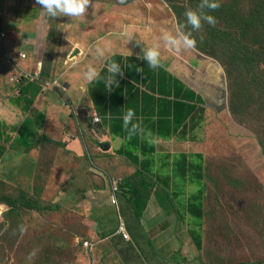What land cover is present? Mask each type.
<instances>
[{"label":"rangeland","instance_id":"rangeland-1","mask_svg":"<svg viewBox=\"0 0 264 264\" xmlns=\"http://www.w3.org/2000/svg\"><path fill=\"white\" fill-rule=\"evenodd\" d=\"M21 1L26 3L30 16L37 15L40 25L47 23L50 30L59 32L63 31L64 24L60 26V23L64 21L71 34L76 31V23L82 22L84 29L89 26L90 34L95 31L94 27L97 28L93 43L109 36L116 49L126 48L120 36L124 21L134 23L131 47L140 53L153 43L160 45L161 52L169 50L161 36L164 31L174 33L179 24L181 31L192 33L196 46L189 50L195 56L206 55L221 66L226 98L223 100L222 96L223 107L214 110L215 119L224 130L213 128L211 147L207 150L203 223L201 225L200 219L193 214L189 222H183V228L195 230L197 245L194 250L188 241L185 259H188L187 264H264V0H219L218 9L202 10L213 15L216 23L209 25L202 21L199 30L186 24L184 13L188 9L199 11L200 0H91L86 16L72 20L66 16L50 18L42 10L31 12L29 9L36 0ZM94 20L96 24L91 23ZM156 23L163 25V32ZM59 46L52 50L59 51ZM22 52L26 53L21 50L20 54ZM50 54V59L44 58L42 69L46 73L44 76L51 78L52 86L62 87V81L74 83V75L78 72L75 65L71 71H64V80L60 82L55 78H58L62 61L57 55L54 61ZM4 64L8 66L5 60ZM2 79L0 264H123L109 243L97 239L100 242L95 244L94 252L83 245L85 241L92 242L91 226H88L91 214L107 219L111 228L116 227L119 215L125 217L123 210L117 212L110 205L93 210L99 201L97 204L83 202L82 196L92 191L94 185L98 186L101 173L87 154H76L58 136L49 137L50 133L43 128L44 121L36 126L29 125L35 137L24 151L26 147L19 146L14 138L35 112L30 108L23 110L26 106L23 102L18 105L12 102L19 97L16 89L20 82L9 79L7 84L13 85V89L2 92L6 81ZM7 151L11 153L5 155ZM196 177L199 180L200 175ZM195 186L198 187L196 182ZM189 191L192 196L184 209L188 211L192 204L190 210L193 208L198 214L203 192L201 189ZM25 201L45 210L27 208L23 205ZM177 212L182 215L183 209ZM130 224L135 227L133 219ZM202 226L205 232L199 238ZM133 230L139 236L138 230ZM111 231L107 230L105 235ZM204 239L205 248L201 252ZM121 248L127 250L125 245ZM144 248L135 249L130 257L141 260L142 264L151 260L157 261L156 264L167 261L161 250L152 255L146 251L149 248ZM119 251L122 253L120 248Z\"/></svg>","mask_w":264,"mask_h":264},{"label":"crops","instance_id":"crops-1","mask_svg":"<svg viewBox=\"0 0 264 264\" xmlns=\"http://www.w3.org/2000/svg\"><path fill=\"white\" fill-rule=\"evenodd\" d=\"M39 7L35 3L29 10L39 12ZM26 9V3L21 0H0V29L7 32L5 43L14 61L11 62L4 52L0 53V78L6 79L2 92L13 89L7 82L20 71L29 74L43 71L41 91L30 106L35 112L31 119L35 120L41 112L45 114L41 122L44 121L43 128L50 133L49 137L58 136L78 155L87 154L101 173L98 186L94 185L92 191L82 196L83 202L97 204L99 201L93 210L110 205L117 212L123 210L125 213V217L119 215L113 228L104 217L91 214L88 217L91 241L96 245L99 240L109 243L123 264H142L141 260L130 256L135 249L144 250V246L152 255L161 250L167 259L164 264H187L184 252L189 248L188 241L197 250L196 234L195 230L183 228V222H189L193 214L200 219L201 225L203 223L207 150L211 147L213 128L224 130L215 119L214 111L223 107L222 96L223 100L226 98L221 66L201 53L195 56L189 49L179 52L165 49L161 52L162 66L153 69L147 61L138 58V54L142 57L143 53L132 48L131 41L125 43V49H116L109 36L93 43L97 28L94 27L95 31L90 34L89 26L84 29L82 22L76 23V31L70 34L62 21L63 31L56 32L50 30L47 23L40 25L37 15L30 16ZM91 23L96 24V21ZM156 24L163 32V25ZM124 26L133 32L132 21H124ZM58 45L59 51H56ZM97 46L106 48L104 57L98 55ZM52 48H56L55 51ZM128 49L132 50L131 55ZM21 50L26 52V58L20 57ZM75 50L78 52L72 56ZM49 54L53 60L57 55L62 61L58 78H55L58 81L64 80V71H71L75 65L78 72L74 75V83L61 80L62 87H46L51 78L44 76L42 67L44 58L50 59ZM111 59L121 65L124 73L123 77L117 75L118 87L113 85L109 92L103 81L90 84L84 80L83 72L88 66L97 67L101 76L108 75L106 64ZM17 90L20 92V84ZM129 109L133 110L134 117L125 126L123 116ZM6 110L11 113L10 109ZM101 142L106 144L105 148L100 147ZM10 153L7 151L5 155ZM189 189L203 192L198 214L193 208L190 210L192 204L187 208L190 212L184 209L192 196ZM113 193L117 206L111 202ZM181 209L182 215L177 212ZM130 218L135 227L130 224ZM120 222L124 224L128 239L117 232ZM203 226L199 238L205 232ZM133 228L138 230L139 236ZM107 230L112 231L106 236ZM122 245L127 246V250L122 249ZM94 248L95 245L91 249ZM204 248L205 239L200 251L204 252ZM156 263L151 260L147 264Z\"/></svg>","mask_w":264,"mask_h":264},{"label":"clouds","instance_id":"clouds-1","mask_svg":"<svg viewBox=\"0 0 264 264\" xmlns=\"http://www.w3.org/2000/svg\"><path fill=\"white\" fill-rule=\"evenodd\" d=\"M36 4L39 5L42 12L50 18H57L66 16L72 19H79L85 17L87 10L91 4V0H36ZM93 6V5H92ZM220 7L219 0H200L197 10L188 9L185 11L184 16L186 17V24L190 25L192 29L199 30L202 26V21L207 22L209 25H214L216 19L213 15L208 14L203 9L215 10ZM182 25H178L176 31H164L161 39L165 46L171 50L179 52L182 49H192L196 46V40L192 37L191 32H183L180 30ZM134 33L129 30L127 26L123 27L120 36L125 40V43L131 41ZM106 48L97 46L96 51L100 57H104ZM128 54H132V50L128 49ZM143 60L148 62V66L157 69L162 66L161 61V47L158 43H153L143 49L142 57ZM108 75L101 76L100 70L97 67L88 66L87 70L83 72L84 80L87 83H95L103 81L107 91L113 90L119 86V80L117 75L123 77L124 73L121 71V65L115 60H109L106 64ZM131 67V65H129ZM134 112L129 109L123 116L124 125L127 126L133 119ZM32 254H29L31 259Z\"/></svg>","mask_w":264,"mask_h":264},{"label":"trees","instance_id":"trees-1","mask_svg":"<svg viewBox=\"0 0 264 264\" xmlns=\"http://www.w3.org/2000/svg\"><path fill=\"white\" fill-rule=\"evenodd\" d=\"M41 82L39 80H21L20 81V94L16 101H13L14 104L18 105L20 102H23L26 104V106H23V110L25 111L30 108L32 101L35 99L37 94L41 91ZM44 119L43 114H38L35 120H27L25 123V127H22L18 129V133L15 136L14 140L18 142L19 146L26 147L24 151H27V147H30V141H33L35 137V133H33L29 127L33 125H36L38 122H41ZM3 126V124L0 123V127ZM2 136V133H0V138ZM4 151L2 152L3 155ZM23 205L27 208H36L38 210H45L44 207H41L39 205H32L31 202L25 201L23 202Z\"/></svg>","mask_w":264,"mask_h":264},{"label":"built area","instance_id":"built-area-1","mask_svg":"<svg viewBox=\"0 0 264 264\" xmlns=\"http://www.w3.org/2000/svg\"><path fill=\"white\" fill-rule=\"evenodd\" d=\"M6 37H7V32L5 30L0 29V53L4 52L6 54V56L8 57V59L10 61L12 59V61H13V56L10 53V51L7 49V46L5 43ZM20 57L26 58V53L22 52L20 54ZM40 66H42V64H39V67ZM23 78H25L26 80H30V81L42 80L41 71L38 73H35V74H29V73L20 71V73L17 75V77L11 78V81L17 80L18 82H20L21 80H23ZM46 83H47L46 87L52 86V84L50 82H46ZM94 121H99V118H94ZM111 202H112V204L117 206V199H116V196L114 195V193L111 197ZM117 232L119 234H122L124 239L129 238L128 234L125 232V227H124V224L122 222L119 223V227H118ZM95 244H96L95 242H89V241H85L83 243V245L87 248H93Z\"/></svg>","mask_w":264,"mask_h":264},{"label":"water","instance_id":"water-1","mask_svg":"<svg viewBox=\"0 0 264 264\" xmlns=\"http://www.w3.org/2000/svg\"><path fill=\"white\" fill-rule=\"evenodd\" d=\"M77 52H78V50L73 51V52H72V56H74ZM100 147H104V148H105L104 143H101V144H100Z\"/></svg>","mask_w":264,"mask_h":264}]
</instances>
